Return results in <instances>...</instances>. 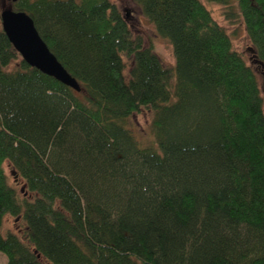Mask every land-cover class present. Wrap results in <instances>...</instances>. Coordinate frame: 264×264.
Listing matches in <instances>:
<instances>
[{
    "label": "trees",
    "instance_id": "1",
    "mask_svg": "<svg viewBox=\"0 0 264 264\" xmlns=\"http://www.w3.org/2000/svg\"><path fill=\"white\" fill-rule=\"evenodd\" d=\"M134 1L173 66L110 0L9 2L79 90L28 65L0 25V252L8 264H264L256 75L201 0ZM211 1L263 62L264 0ZM141 109L149 143L130 125ZM5 215L23 228L3 234Z\"/></svg>",
    "mask_w": 264,
    "mask_h": 264
},
{
    "label": "rangeland",
    "instance_id": "2",
    "mask_svg": "<svg viewBox=\"0 0 264 264\" xmlns=\"http://www.w3.org/2000/svg\"><path fill=\"white\" fill-rule=\"evenodd\" d=\"M127 18L130 28L134 34H139L144 44L151 45L152 49L157 53L162 62L166 66H173L174 57L169 42L159 36L153 24L147 20L142 14L139 6L134 0H110ZM205 7L209 10L211 16L226 30L231 39L232 46L242 55L245 62L254 71L261 96L263 98L264 111V59L263 62H258L254 58V49L251 46L249 38L243 23L239 18L233 21L227 20L223 16V6L211 0H201ZM9 7V0H0V11ZM151 112L148 109H141L138 113H134L130 117V125L137 137L144 143L153 141V136L150 129ZM8 182L13 185L18 191L22 190V181L17 178L11 164L7 161L3 164ZM23 228V223L20 217H12L5 215L1 231L4 234L5 230L20 231ZM0 264H8L3 253L0 252Z\"/></svg>",
    "mask_w": 264,
    "mask_h": 264
},
{
    "label": "water",
    "instance_id": "3",
    "mask_svg": "<svg viewBox=\"0 0 264 264\" xmlns=\"http://www.w3.org/2000/svg\"><path fill=\"white\" fill-rule=\"evenodd\" d=\"M15 1L9 0V2ZM0 25L14 49L28 65L79 90L77 81L49 50L28 14L9 6L0 11Z\"/></svg>",
    "mask_w": 264,
    "mask_h": 264
}]
</instances>
